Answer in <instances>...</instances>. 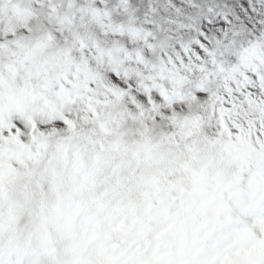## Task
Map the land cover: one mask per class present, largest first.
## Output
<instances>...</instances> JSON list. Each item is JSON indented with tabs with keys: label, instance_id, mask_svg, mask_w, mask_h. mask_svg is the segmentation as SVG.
I'll return each instance as SVG.
<instances>
[{
	"label": "snow or ice",
	"instance_id": "snow-or-ice-1",
	"mask_svg": "<svg viewBox=\"0 0 264 264\" xmlns=\"http://www.w3.org/2000/svg\"><path fill=\"white\" fill-rule=\"evenodd\" d=\"M0 264H264V0H0Z\"/></svg>",
	"mask_w": 264,
	"mask_h": 264
}]
</instances>
